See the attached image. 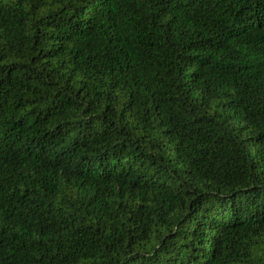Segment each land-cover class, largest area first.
I'll list each match as a JSON object with an SVG mask.
<instances>
[{"label":"trees","instance_id":"1","mask_svg":"<svg viewBox=\"0 0 264 264\" xmlns=\"http://www.w3.org/2000/svg\"><path fill=\"white\" fill-rule=\"evenodd\" d=\"M0 264H264V0H0Z\"/></svg>","mask_w":264,"mask_h":264}]
</instances>
